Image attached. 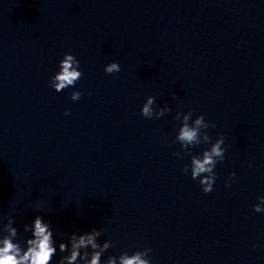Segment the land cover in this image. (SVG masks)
Returning a JSON list of instances; mask_svg holds the SVG:
<instances>
[{"label": "water", "instance_id": "obj_1", "mask_svg": "<svg viewBox=\"0 0 264 264\" xmlns=\"http://www.w3.org/2000/svg\"><path fill=\"white\" fill-rule=\"evenodd\" d=\"M65 52L81 61L78 101L47 83ZM113 60L121 70L105 73ZM148 95L172 112L143 117ZM177 110L225 137L210 193L174 155ZM260 195L264 0H0V216L22 235L42 202L63 238L105 229V256L151 247L152 264H264Z\"/></svg>", "mask_w": 264, "mask_h": 264}, {"label": "clouds", "instance_id": "obj_2", "mask_svg": "<svg viewBox=\"0 0 264 264\" xmlns=\"http://www.w3.org/2000/svg\"><path fill=\"white\" fill-rule=\"evenodd\" d=\"M80 65L81 61L73 53L65 52L58 61L57 70L50 75L48 86L56 92L72 87L70 99L78 101L82 92L75 85L83 75ZM120 70L121 65L116 60L104 65L107 74ZM140 111L145 118L159 119L171 113L172 108L167 103L158 104L156 96L148 95ZM64 115H70L69 109L64 110ZM174 119L180 122L171 141L180 145V150L174 155L182 159L187 157L182 172L185 175L190 173L193 180L198 179L204 193L212 192L218 175L216 166L225 160L227 146L223 133L213 139L207 130L215 128V124L207 120L203 113L194 116L192 110H177ZM235 177V171L229 173L225 187H230ZM257 201L252 205L253 210L264 213V195L258 196ZM34 208L37 214L23 225V233L28 235L21 234L14 214L0 216V264H152L151 247L122 250L118 255L105 256L107 250L115 246L113 240L101 239L105 229L91 227L81 230L73 225L74 230L63 238L64 234L55 233L51 220L41 214L44 213L43 203L37 202ZM256 247L254 244L253 248Z\"/></svg>", "mask_w": 264, "mask_h": 264}]
</instances>
